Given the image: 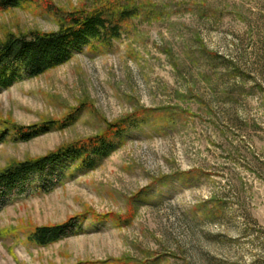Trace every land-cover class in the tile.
I'll return each mask as SVG.
<instances>
[{"label": "rangeland", "instance_id": "374dc122", "mask_svg": "<svg viewBox=\"0 0 264 264\" xmlns=\"http://www.w3.org/2000/svg\"><path fill=\"white\" fill-rule=\"evenodd\" d=\"M137 9L112 45L84 48L0 90V172L123 125L93 171L70 163L0 207V264H264V0H25L9 37L57 33L66 14ZM77 220L42 248L38 227Z\"/></svg>", "mask_w": 264, "mask_h": 264}, {"label": "trees", "instance_id": "16d2710c", "mask_svg": "<svg viewBox=\"0 0 264 264\" xmlns=\"http://www.w3.org/2000/svg\"><path fill=\"white\" fill-rule=\"evenodd\" d=\"M25 0H0V11L17 8ZM138 10L124 6L91 14H66L57 33H32L24 37H9L0 45V90L16 82L40 77L69 62L75 52L84 48L107 47L122 37L125 25ZM1 123V122H0ZM57 122L31 127L4 124L0 142L6 141L13 130L17 141L28 142L45 134ZM123 125H114L112 131L74 145L65 146L49 155L14 164L0 172V207L16 196L29 192L35 184L40 190L50 191L69 171V164L83 171L98 168L116 149V139L123 135ZM1 127V126H0ZM77 220L59 226L35 228L28 241L46 248L76 234Z\"/></svg>", "mask_w": 264, "mask_h": 264}]
</instances>
